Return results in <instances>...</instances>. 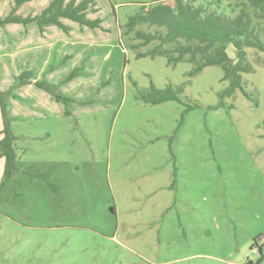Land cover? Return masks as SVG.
<instances>
[{"label":"rangeland","instance_id":"rangeland-1","mask_svg":"<svg viewBox=\"0 0 264 264\" xmlns=\"http://www.w3.org/2000/svg\"><path fill=\"white\" fill-rule=\"evenodd\" d=\"M159 1L94 0L95 30L0 26L20 167L0 193V264H264V54L246 50L233 95L221 66L191 76L190 62L139 58L158 43L135 51L142 41L124 26ZM51 2L0 0V17ZM152 85L181 90L179 101L145 102ZM4 170L1 158L0 185Z\"/></svg>","mask_w":264,"mask_h":264},{"label":"trees","instance_id":"trees-1","mask_svg":"<svg viewBox=\"0 0 264 264\" xmlns=\"http://www.w3.org/2000/svg\"><path fill=\"white\" fill-rule=\"evenodd\" d=\"M21 5L32 0H15ZM94 0H52V2L36 17L18 16L16 9L7 17H0V26L11 24L29 25L34 23L44 29L55 25L61 29L65 26L63 19L73 21L80 26L95 30L101 28L102 20L90 19L88 12ZM172 3V4H171ZM226 3V4H225ZM224 6L225 10L221 7ZM141 25L164 29L155 33H144L137 28ZM125 35L135 32V37L142 43L132 49H140L157 42L152 49L137 53L142 57H165L169 65L176 66L182 62L193 64L191 76H196L208 67L221 66L224 80L230 81V88L224 93L233 95L243 87V73H249L247 52L251 48L264 54V0H172L143 4L140 11L130 17L125 24ZM229 46L236 52V60L228 55ZM75 73V72H74ZM69 76L71 80L75 74ZM32 72L20 75V83L27 85ZM20 84V85H21ZM40 89L57 92V87L46 81L35 82ZM181 90L168 87L164 90L152 85L151 93L143 96L147 103L158 105L169 101H179ZM7 93L0 91V109L3 118V129L0 131V159H5L4 181L0 185V193L4 191L6 181L12 179L19 171L15 150L16 136L11 129V119L7 103ZM57 101L64 98L55 94ZM49 172H37L40 179L47 180Z\"/></svg>","mask_w":264,"mask_h":264},{"label":"water","instance_id":"water-1","mask_svg":"<svg viewBox=\"0 0 264 264\" xmlns=\"http://www.w3.org/2000/svg\"><path fill=\"white\" fill-rule=\"evenodd\" d=\"M113 211H115V210H113ZM249 264H252V263H249Z\"/></svg>","mask_w":264,"mask_h":264},{"label":"crops","instance_id":"crops-1","mask_svg":"<svg viewBox=\"0 0 264 264\" xmlns=\"http://www.w3.org/2000/svg\"><path fill=\"white\" fill-rule=\"evenodd\" d=\"M165 1H168V0H165Z\"/></svg>","mask_w":264,"mask_h":264}]
</instances>
